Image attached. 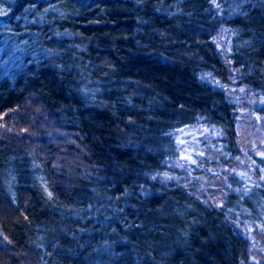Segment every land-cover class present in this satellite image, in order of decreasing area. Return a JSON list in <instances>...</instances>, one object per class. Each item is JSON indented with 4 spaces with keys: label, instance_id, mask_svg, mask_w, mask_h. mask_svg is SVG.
I'll return each instance as SVG.
<instances>
[{
    "label": "trees",
    "instance_id": "1",
    "mask_svg": "<svg viewBox=\"0 0 264 264\" xmlns=\"http://www.w3.org/2000/svg\"><path fill=\"white\" fill-rule=\"evenodd\" d=\"M258 95L264 0H0V264H264L182 156Z\"/></svg>",
    "mask_w": 264,
    "mask_h": 264
},
{
    "label": "rangeland",
    "instance_id": "2",
    "mask_svg": "<svg viewBox=\"0 0 264 264\" xmlns=\"http://www.w3.org/2000/svg\"><path fill=\"white\" fill-rule=\"evenodd\" d=\"M262 95L255 98L251 96L250 104L255 107L241 111L240 123L243 130L241 133L244 136L242 138L240 136L235 144L229 143L225 135H221L216 129L203 127L202 132L199 133L202 135L198 138L188 134L183 137L182 152L187 168L197 166L195 169L191 168L195 174V176L192 174V177L199 178L203 184L207 175H214V181H217L215 185L225 184L227 185L225 190L235 191L226 201L230 204L229 209L243 219L241 230L252 241L254 255L264 249V208L262 207L264 205V97ZM214 156L218 160L211 162L215 166H210V160Z\"/></svg>",
    "mask_w": 264,
    "mask_h": 264
}]
</instances>
